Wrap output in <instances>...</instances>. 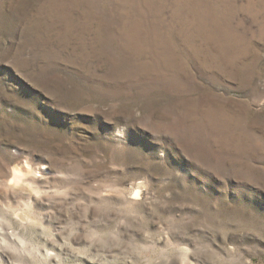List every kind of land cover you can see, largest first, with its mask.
Here are the masks:
<instances>
[{
	"label": "rangeland",
	"instance_id": "obj_1",
	"mask_svg": "<svg viewBox=\"0 0 264 264\" xmlns=\"http://www.w3.org/2000/svg\"><path fill=\"white\" fill-rule=\"evenodd\" d=\"M0 264H264V0H0Z\"/></svg>",
	"mask_w": 264,
	"mask_h": 264
}]
</instances>
